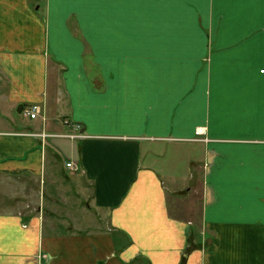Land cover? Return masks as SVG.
Segmentation results:
<instances>
[{"label": "crops", "instance_id": "0c3cea01", "mask_svg": "<svg viewBox=\"0 0 264 264\" xmlns=\"http://www.w3.org/2000/svg\"><path fill=\"white\" fill-rule=\"evenodd\" d=\"M0 264H264V0H0Z\"/></svg>", "mask_w": 264, "mask_h": 264}, {"label": "built area", "instance_id": "2783aa9c", "mask_svg": "<svg viewBox=\"0 0 264 264\" xmlns=\"http://www.w3.org/2000/svg\"><path fill=\"white\" fill-rule=\"evenodd\" d=\"M43 111V105L39 102H32L27 107L23 109V112L25 115H27L30 118H35L41 114ZM75 129L77 131L74 134H68L70 137H83L85 134L82 131L78 130L79 124L74 125ZM201 128H198V133H201ZM66 166L71 169H77V165L72 161H66Z\"/></svg>", "mask_w": 264, "mask_h": 264}, {"label": "rangeland", "instance_id": "374dc122", "mask_svg": "<svg viewBox=\"0 0 264 264\" xmlns=\"http://www.w3.org/2000/svg\"><path fill=\"white\" fill-rule=\"evenodd\" d=\"M190 197H193V198H192L191 201H188V202L186 203L188 209H189L190 207H192V206L194 207V206L196 205V201L198 202V199H196L194 196H190ZM194 216H195V215H194ZM195 218H197V216H196ZM201 231H203L202 228H200V232H201Z\"/></svg>", "mask_w": 264, "mask_h": 264}, {"label": "water", "instance_id": "95a60500", "mask_svg": "<svg viewBox=\"0 0 264 264\" xmlns=\"http://www.w3.org/2000/svg\"><path fill=\"white\" fill-rule=\"evenodd\" d=\"M22 107H23V106H22L21 104H19V106L17 107V111H18V112H21V111H22Z\"/></svg>", "mask_w": 264, "mask_h": 264}]
</instances>
